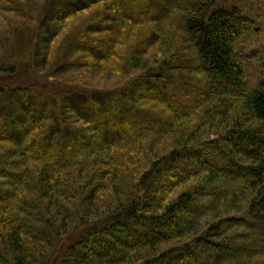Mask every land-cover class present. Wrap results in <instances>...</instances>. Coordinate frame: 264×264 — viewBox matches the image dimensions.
<instances>
[{"label": "trees", "instance_id": "trees-1", "mask_svg": "<svg viewBox=\"0 0 264 264\" xmlns=\"http://www.w3.org/2000/svg\"><path fill=\"white\" fill-rule=\"evenodd\" d=\"M33 1L0 6L25 18L0 54L21 78L0 81V264H264V54L251 81L237 50L255 19L230 0ZM112 60L121 85L71 81Z\"/></svg>", "mask_w": 264, "mask_h": 264}, {"label": "rangeland", "instance_id": "rangeland-1", "mask_svg": "<svg viewBox=\"0 0 264 264\" xmlns=\"http://www.w3.org/2000/svg\"><path fill=\"white\" fill-rule=\"evenodd\" d=\"M22 1L23 0H10V1L0 0V6H7V5L10 6V4H12L11 6L13 8H21ZM43 1L44 0H34L33 3L35 4L42 3ZM152 2L154 1L152 0L149 1L148 6L153 5ZM59 4L60 3H56L55 7L52 10L53 11L52 14L54 16L56 15L57 10L59 9ZM234 5L239 6L240 8H245L244 12L248 16L255 19V29L243 35V38L237 43V50H239L242 53V56L248 57L251 60V67L248 73V80L254 81L253 79L255 78V74H256V68L254 67L256 66L258 58H260V56L264 54V0H230L227 6H234ZM91 10L92 9L90 10L88 9L87 11H81L79 14L73 15L72 17L70 16L66 19V21H64V25H62V35L58 36V39L54 43L53 47L50 49L49 60L53 59L54 51L56 47L59 45V43L63 40L64 35L68 31H71L77 25H79L81 21L85 18V16H87V14ZM24 21H25L24 17L16 14L15 12H8L4 10L3 7H0V54H2V52L6 48L5 40H7V38L11 40L14 35H17ZM32 22L33 24L36 23V21H32ZM53 24H56V23L52 22L51 25ZM50 29L52 30V27ZM55 29H57V27ZM14 44H18V43L15 42ZM92 47L99 48L97 47V45H92ZM14 49L16 51H19L18 47L16 46ZM98 64H102L103 66L100 65L98 66V68L87 67V65L83 66L82 69H80L76 74H74V77L72 78L71 81L75 83H81V84H87V85L93 84L98 87H114V86L121 85L123 83V79L125 78L124 75L118 74L111 69L115 64L116 65L120 64L119 61L112 60L109 63L100 62ZM21 71H23V69H21L20 72ZM19 77L20 76L11 78V76L5 75L3 76V78H0V81L2 83L12 82V81H21V78ZM78 77H80V79H78ZM32 102L35 103V101H32ZM75 102H76L75 104L78 106L83 105V107H85L86 105L84 100L78 99ZM14 104H15V101H14ZM8 107L10 108L12 107V105L10 103H7V106H4L0 102V113L3 114L5 112H8L7 111ZM169 138L170 137H167L164 140H167ZM164 140L159 139V142L153 140V144H151L152 142H150L149 146L156 145L157 148H161L160 151H156L158 152V156H163L162 155L163 153L167 154L168 152L167 150L172 149L175 146L174 143L165 144L166 142ZM1 144H6V143H1ZM205 153L209 155L211 153V156L209 157L210 160L215 163H219V156H218L219 152H217V149L215 147H212L211 150H207ZM173 197H175L174 194L173 196H171V198ZM217 214L218 212L214 211L208 217L199 218V221L203 223H209L211 221L213 222L215 220L214 217ZM179 260L184 262L187 259L185 257H180Z\"/></svg>", "mask_w": 264, "mask_h": 264}]
</instances>
